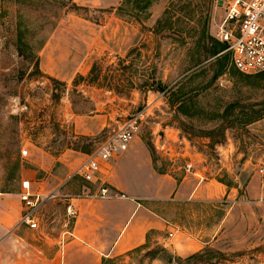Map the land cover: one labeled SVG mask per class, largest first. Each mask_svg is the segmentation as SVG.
I'll list each match as a JSON object with an SVG mask.
<instances>
[{
    "label": "rangeland",
    "instance_id": "rangeland-1",
    "mask_svg": "<svg viewBox=\"0 0 264 264\" xmlns=\"http://www.w3.org/2000/svg\"><path fill=\"white\" fill-rule=\"evenodd\" d=\"M85 1L0 0V264H43L40 250L68 247L53 218H64L82 186L99 189L76 176L70 186L68 175L138 117L136 139L158 175L162 199L150 207L158 226L143 247L102 264H191L188 256L206 251L220 254L195 261L264 264V71L230 65L216 38L219 0ZM77 24L105 26L94 27L103 42H90L93 62H72L83 51ZM56 33L74 48L45 61ZM119 168H108L110 179L132 186L131 165ZM23 181L50 203L35 211L45 216L37 231L21 222ZM174 183L186 199L166 202Z\"/></svg>",
    "mask_w": 264,
    "mask_h": 264
},
{
    "label": "crops",
    "instance_id": "crops-1",
    "mask_svg": "<svg viewBox=\"0 0 264 264\" xmlns=\"http://www.w3.org/2000/svg\"><path fill=\"white\" fill-rule=\"evenodd\" d=\"M103 1L106 0H101ZM111 1L116 2V0ZM77 2L85 3L86 1L77 0ZM95 26L86 24L71 26L75 28L72 30L77 33L74 36L76 48L80 47L83 50L82 55L70 52L71 55L73 54L72 62H93V53H88L90 42H103L102 35L95 34ZM96 27L102 30L105 28L100 25ZM65 48L71 49L74 45L66 46L61 36L56 33L54 40L47 41L43 47L45 61L48 55L53 54L57 62H61L62 50ZM100 126L101 124L90 129L89 133L97 132ZM76 132L85 134L77 125ZM140 144H142L141 140L135 139L129 149L116 160L100 162V173L94 182L98 183L99 187L105 184L109 190V197L100 198L97 196L98 191H91L89 186H82L79 194L65 195L70 196L66 199L65 205L71 204L77 211L69 227V245L63 249L43 248L40 250L43 264H102V257L122 255L143 247L148 231L158 226L157 220L152 217V215L157 216L151 210V204L158 203L162 198L159 195L158 175L153 168L152 159L150 155L141 150L143 147ZM129 164L131 165L130 175L133 177L132 186L125 187L110 179L112 174H109L108 168L114 171ZM75 171L68 175L71 182L75 176L78 177ZM73 184V182L70 183V186ZM181 185L182 183L172 185L171 195L166 198V202L178 203L186 199ZM49 204L41 203L43 206ZM44 218L43 215L41 222ZM61 219L62 216L59 214L53 218L54 222H58L57 225L61 223ZM60 229H62L61 226ZM61 234L63 235L62 231Z\"/></svg>",
    "mask_w": 264,
    "mask_h": 264
},
{
    "label": "built area",
    "instance_id": "built-area-1",
    "mask_svg": "<svg viewBox=\"0 0 264 264\" xmlns=\"http://www.w3.org/2000/svg\"><path fill=\"white\" fill-rule=\"evenodd\" d=\"M224 13L218 28L216 38L227 45L230 52V65L239 73L245 75L256 74L264 71V0H219ZM218 1V2H219ZM141 118L125 121L116 130L99 144L95 155L88 158L76 169L75 174L85 182L92 183L97 180L100 173V162L116 160L125 153L132 142L137 138ZM155 149L169 156L171 148L166 142L158 141ZM21 157L28 155L27 150H21ZM187 171L190 170V165ZM259 174L264 182V168ZM87 193V192H86ZM85 193V194H86ZM97 196L109 197V190L104 184L98 189ZM20 201L23 205L21 222L28 229L37 231L41 227V218L36 215V210L41 205L40 195L31 192L29 181L21 182ZM77 211L69 204L65 209L64 218L60 226L63 234H69L71 221L76 217ZM173 234L170 232L169 237Z\"/></svg>",
    "mask_w": 264,
    "mask_h": 264
},
{
    "label": "trees",
    "instance_id": "trees-1",
    "mask_svg": "<svg viewBox=\"0 0 264 264\" xmlns=\"http://www.w3.org/2000/svg\"><path fill=\"white\" fill-rule=\"evenodd\" d=\"M57 2H59V3H62V2H68V1H71V0H56ZM137 249H140V248H137ZM137 249H135V250H137ZM134 251V250H133ZM220 253H214V252H211V251H206V252H197V253H195V254H192V255H190V256H188L186 259H185V261L186 262H191V264H208L207 262H204V263H201V262H196L195 260L196 259H198V258H201V257H203V256H205V255H212V256H214V255H219Z\"/></svg>",
    "mask_w": 264,
    "mask_h": 264
},
{
    "label": "water",
    "instance_id": "water-1",
    "mask_svg": "<svg viewBox=\"0 0 264 264\" xmlns=\"http://www.w3.org/2000/svg\"><path fill=\"white\" fill-rule=\"evenodd\" d=\"M218 6L221 7V2L220 1L218 2Z\"/></svg>",
    "mask_w": 264,
    "mask_h": 264
}]
</instances>
